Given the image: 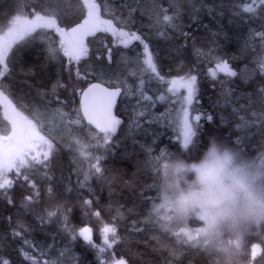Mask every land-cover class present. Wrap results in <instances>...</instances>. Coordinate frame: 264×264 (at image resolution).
<instances>
[{
	"label": "trees",
	"instance_id": "obj_1",
	"mask_svg": "<svg viewBox=\"0 0 264 264\" xmlns=\"http://www.w3.org/2000/svg\"><path fill=\"white\" fill-rule=\"evenodd\" d=\"M23 3L24 14L54 16L61 27L74 25L84 16L81 0H23ZM96 3L103 19L142 37L163 81L155 74L152 77L138 74L143 44L135 41L130 44H134L132 47H124L110 33L97 32L91 36L88 55L78 64L73 61L69 65L60 53L66 67L49 56V40L56 48L60 45L55 43L56 35L51 30L40 32L42 40L29 37L17 45L11 59L7 58L10 71L0 77V89L4 92L6 87L11 88L25 106H37L45 114L54 115L60 108L64 118L51 117L48 123L44 117L41 119L43 131L54 140L55 148L48 166H38L41 176L30 173L26 181L15 175L11 188L0 189V264L4 261L30 264L22 251L28 247L25 240L31 242L28 251L35 254L33 259L38 264L44 261L108 264L105 257L123 259L125 264H264V225L246 234L239 253L232 257L222 256L207 244L203 247L183 244L161 228L151 212L160 176L150 166L152 155L196 160L207 148L210 137L225 141L246 155L264 154V65L261 64L264 5L255 0H96ZM19 5L20 0H0V31L12 15L19 13ZM247 6L255 7V11L245 12ZM164 15L173 20L165 23ZM218 60L227 62L236 75L218 73L213 79L209 69H214ZM77 70L84 79L77 78ZM99 72L107 74L100 83L121 88L122 79L131 86V95L119 96L114 111L122 123L104 149L96 153L91 146L103 134L95 136L96 131L84 121L79 127L70 124L69 118L81 116L76 88L91 81L99 82L95 77ZM189 75L197 77L198 89L188 106L189 114L200 115L201 120H192L198 125L197 135L189 150H185L181 138L171 130L173 123L167 124L171 115L168 110L172 115L176 112V101L171 97L155 98L170 85L168 81ZM141 91L153 97L155 104L146 114L134 115L133 109L152 103L140 99ZM51 94H58L59 98L52 109L47 102ZM208 116L211 121L206 119ZM146 118H152V124L161 122L163 127L154 126L163 130V134L158 133L159 128L156 132L153 128L151 133L140 127L136 130V126L146 124L143 122ZM6 127L7 121L0 117L1 134ZM82 127L94 135L89 138L88 132L79 133ZM167 134L173 138H167ZM95 157H100L99 174L91 167L96 163ZM27 182L36 186L33 192H29ZM28 196L33 199L25 201ZM86 200L91 203L85 204ZM23 203H28L35 212L27 211ZM49 211H56L57 215L49 218ZM97 212L99 216L94 214ZM105 226L116 228L118 242L100 253L101 230ZM83 227L91 228L97 247L79 236ZM252 245L258 246L255 256ZM40 253L44 255L41 257Z\"/></svg>",
	"mask_w": 264,
	"mask_h": 264
},
{
	"label": "snow or ice",
	"instance_id": "obj_2",
	"mask_svg": "<svg viewBox=\"0 0 264 264\" xmlns=\"http://www.w3.org/2000/svg\"><path fill=\"white\" fill-rule=\"evenodd\" d=\"M256 3L264 5V0H255ZM83 6L87 9V15L82 19V22L70 29H65L57 24V20L54 16L41 15L34 13L32 18H29L24 14L23 0H20L19 14L15 15L10 21V26L7 31L0 35V77H3L8 71V65L6 63L8 54L12 50L13 46L22 41L26 36L35 33L38 29L40 30H53L60 37V46L56 48L53 46V42L49 40L47 45V51L52 60L60 63L61 67H66L59 55L62 53L63 57L67 58L68 64L70 65L73 61L77 64L79 61L88 55V46L85 43L89 36H94L97 32L110 33L113 37L118 38L119 44L124 47H128L133 41H139L143 44L144 48V60L143 63L146 65V70L155 74L156 78L163 81V77L159 76L157 65L154 61L153 54L149 52L148 45L144 43L142 37L136 32L125 31L123 28H118L113 24L110 19H103L100 14V5L96 3V0H83ZM245 12L252 13L255 11V7L247 6L244 8ZM173 17L169 15L163 16L165 23H170ZM108 59L111 61V49L108 50ZM264 65V61H261ZM218 73H224L227 76H235L236 72L233 71L227 62L218 60L214 69H209V75L215 79ZM77 78L84 79L77 70ZM143 80L141 85H143ZM170 87L169 92L174 95L180 90L184 89L187 93L183 97V103L179 112L175 115L172 123L176 126L177 135L181 138V147L185 150H189L190 145L193 143V138L197 135L198 125H194L189 119L190 106L197 95V77L195 75H189L186 77H180L179 79H172L168 81ZM121 94V88L118 86L115 89H109L104 87L101 83H91L87 89L80 91V108L79 112H82V116H78L77 119L72 120L69 118L70 124H81L83 120H86L89 125H93L97 132L95 136L103 134L100 140H97L96 146H104L109 143L111 137L116 133L118 126L121 121L112 114V109L116 101V97ZM141 96L144 100H149L150 97L143 94ZM164 99V97H160ZM0 102H6L5 107L9 111L8 119L12 126L11 135L6 137V142L0 144V189H8L14 185V179L10 176V173L15 171L16 177L23 176V179L28 181L30 173L22 172V169L33 168L34 164H40L44 167L48 166L50 157L54 154V140L49 134L44 132V124L40 119L39 115L34 116L32 119L24 116L21 112L17 111L16 108L7 100L3 91H0ZM63 101L60 104L63 105ZM142 114V113H141ZM55 116H59L61 119L64 118V114L60 108H57L54 112ZM194 121L199 122L201 120L200 115L194 116ZM208 121L212 120L211 116L206 118ZM102 141V143H101ZM79 143V141H77ZM83 145L81 148L83 149ZM34 153V154H33ZM81 155L85 153L81 150ZM96 163L92 164V168L95 169V173H101V168L98 166L100 157H95ZM87 179V176L85 177ZM35 187L34 184L31 185ZM31 196L25 197V201H31ZM9 203L12 201L9 199ZM85 204H90L91 201L86 200ZM22 206L31 212H35L34 208H31L28 203H23ZM163 204H159L155 207L154 211L158 212L160 208H163ZM99 216V213H94ZM48 217H54L57 215L56 211H49ZM43 219V217H41ZM65 227L66 218H65ZM103 234V246L98 248L100 253H105L107 249H111L115 243L118 242L116 236V228L105 226L101 230ZM202 228L196 230L193 235L186 228H181L175 235L178 237L183 235L187 238L188 242L195 241L200 242L202 237ZM92 230L89 227H83L79 230V236L92 247H97L92 241ZM19 235V232L14 233ZM109 234L112 239H109ZM76 236L73 235V239ZM244 237L242 240L237 241L236 246L240 249L243 245ZM204 244L207 241L203 240ZM24 244L27 245V249H22L25 253V259L30 261V264H38L33 259L34 253H30L28 250L32 248L31 242L25 240ZM257 245H252V254L256 255ZM41 257L44 255L40 253ZM108 260V264H125L123 259L114 260L110 257H105ZM3 264H7L4 261ZM43 264H55L52 261H44Z\"/></svg>",
	"mask_w": 264,
	"mask_h": 264
},
{
	"label": "clouds",
	"instance_id": "obj_3",
	"mask_svg": "<svg viewBox=\"0 0 264 264\" xmlns=\"http://www.w3.org/2000/svg\"><path fill=\"white\" fill-rule=\"evenodd\" d=\"M158 163L163 176L160 204L164 207L156 213L165 229L196 218L207 245L232 257L240 251L237 241L264 225V154L246 155L210 137L198 159Z\"/></svg>",
	"mask_w": 264,
	"mask_h": 264
},
{
	"label": "rangeland",
	"instance_id": "obj_4",
	"mask_svg": "<svg viewBox=\"0 0 264 264\" xmlns=\"http://www.w3.org/2000/svg\"><path fill=\"white\" fill-rule=\"evenodd\" d=\"M34 13H36V12H33L31 15H27V14H25V15H27L29 18H31L32 16H33V14ZM17 14H19V13H17ZM17 14H15V15H17ZM15 15H12V17L8 20V22L6 23V25H5V27L3 28V30H1L0 31V35H3L6 31H7V28L10 26V21L12 20V18L15 16ZM39 40H42V38H39ZM89 41V40H88ZM92 41V40H91ZM135 41H133V43H134ZM134 44H132V45H129V48L130 47H132ZM89 48V47H88ZM64 59H66L67 60V58L66 57H64ZM139 60H140V64H139V67H138V74H142L143 73V75L144 74H148L150 77H152V73L150 72V71H148V70H146V65L143 63V60H144V55L142 54V52H141V54H139ZM133 65H134V69L136 68V62H135V60H134V62H133ZM98 75H96L95 74V77L96 78H98L100 81L99 82H101V81H103V79H105V77L107 76V74H104L103 72H99V73H97ZM175 79H177V78H175ZM121 83H122V86H121V89H123V90H121V94H120V96L122 95L124 98H126V97H128V96H130L131 95V86L128 84V83H126V82H123V80L121 79ZM54 86H53V84L50 86V90L53 88ZM169 87H170V85H168V87H166V89H165V91L164 92H162L160 95H158L155 99H157V100H162V99H160V97H164V98H166V97H171L174 101H176V103H175V109L174 110H176V112H174V114L172 115V112H170V110H168V113H171V115L168 117V120H167V124H169V123H172V120H173V118L175 117V115L179 112V110H180V108H181V106L180 105H182V103H183V97H185L186 95H187V93H186V91L184 90V89H180L175 95L173 94V93H171V92H169L168 91V89H169ZM54 90V89H53ZM81 90V88H76V93H78L79 91ZM130 92V93H129ZM164 93V94H163ZM55 95V94H54ZM52 96V94H51V99L52 100H58L59 98L57 97V96ZM78 95V94H77ZM144 95H146V96H148V97H150V101H152V103L151 104H148V102H146L142 107H140L138 110H135V109H133L132 110V112L134 113V115H138V114H146L148 111H151L152 109H153V107H154V104H155V99L153 98V97H151L150 95H148V94H144ZM140 99H143L142 98V96H140ZM52 100H50V101H47L48 103L49 102H53V103H58V101H52ZM144 100V99H143ZM50 104V103H49ZM147 106H149L147 109H146V107ZM4 107H5V105L3 104V106H2V103H0V112L2 111V114L4 115L5 113H4ZM190 115V114H189ZM51 117H54V118H56L55 117V115H53V114H51V113H48V114H45V116H44V118H45V120L47 121V123H48V121L50 120V118ZM59 117V116H58ZM151 117H154V114H152L151 115ZM189 119L192 121L193 119H192V116H189ZM152 120V118L151 119H149V118H146V119H144V123H146L145 125L143 124L142 126L143 127H141V126H136L135 127V129L136 130H138L137 128H142V131L143 130H151V131H149L148 133H151L154 129V131L156 132L157 131V129L159 128V127H163L162 125V123L161 122H159V123H157L156 121L152 124L150 121ZM8 122V121H7ZM9 125V124H8ZM154 125H158L159 127H157V126H154ZM78 126H79V124H78ZM80 127V126H79ZM173 129H171V130H174L176 133H177V131H176V126L173 124ZM154 128V129H153ZM160 129V128H159ZM145 130V131H146ZM84 131H86V132H88L87 134H88V136H89V138L91 137V135L93 134H91V130L90 129H88V128H84V127H82V129H80L79 130V133H82V132H84ZM162 131L163 130H161L160 129V131L158 132L159 134H163L162 133ZM94 135V134H93ZM101 138V137H100ZM100 138L99 139H96V141L97 140H100ZM167 138H173V136H170L169 134H167ZM96 141H94L93 142V146H91V150H92V152H94L95 150H96V153L98 152V151H100L101 152V150H103L104 149V146H96V144H97V142ZM96 142V143H95ZM101 143H102V141H101ZM84 146V145H83ZM92 147H95V148H92ZM80 149H82V148H80ZM92 154V153H91ZM100 155H101V153H100ZM94 154H93V158L92 159H94ZM151 160H150V166H152L153 167V169H155V171L157 172L158 171V174H159V176H160V178H157V181H158V188H157V199H156V201L155 202H151V212L153 213V215L156 217V218H158V222H157V224L161 227V228H163V229H165L162 225H163V221H161L160 219H159V217L157 216V213L154 211V209H155V207L156 206H158L160 203H161V199H160V185H161V183H162V180H163V176L161 175V172H160V170H159V163L158 162H160V161H162V160H171V161H180L181 159H177V158H172V159H169V158H164V159H161L159 156H155V155H152L151 156ZM94 162H95V160H93ZM93 162V163H94ZM165 167H167V165L165 164ZM159 180H160V183H159ZM177 180H179V177H177ZM180 184H181V187H183V182L182 181H180ZM149 211V210H148ZM156 220V219H155ZM260 226V225H259ZM201 227V223H200V221L198 220V219H196V218H193L192 220H190L186 225H184V226H179V227H177V226H173L172 228H171V230H167V232H169L171 235H173L174 236V238L177 240V241H179V242H181V243H183V244H189L190 246H194V245H196V246H199V247H203V246H205V244L203 243V238L201 237L200 238V242L199 243H197V242H195V241H192V242H188L187 241V238L186 237H184L183 235H181V236H177V235H175V233L176 232H179L180 231V229L181 228H186L187 230H189L193 235H195V233H196V230L197 229H199ZM256 227H258V226H256ZM256 227H254V228H256Z\"/></svg>",
	"mask_w": 264,
	"mask_h": 264
},
{
	"label": "flooded vegetation",
	"instance_id": "obj_5",
	"mask_svg": "<svg viewBox=\"0 0 264 264\" xmlns=\"http://www.w3.org/2000/svg\"><path fill=\"white\" fill-rule=\"evenodd\" d=\"M81 4H82V6H83V0H81ZM83 8H84V16L80 19V21L78 22V23H80V22H82V19L84 18V17H86V15H87V9L83 6ZM32 18V17H31ZM78 23H76V24H74V25H71V26H69V27H62V28H65V29H70L71 27H74V26H76ZM57 24L59 25V23L57 22ZM60 26V25H59ZM61 27V26H60ZM41 31H49V30H40V29H38L35 33H32L31 35H29V36H26L22 41H19V42H17L14 46H13V48H12V50L9 52V54H8V57L11 59V55H12V53L16 50V47H17V45H21L22 43H25L26 42V40L30 37H38V38H41V34H40V32ZM55 35H56V39H55V43L56 44H60V40H61V37L55 32V31H53V30H51ZM91 36H89L88 38H87V40L85 41V43L87 44V46L89 47V44H90V42L88 41V39L90 38ZM113 37V36H112ZM114 39H118V38H116V37H113ZM39 40V39H38ZM60 46V45H59ZM10 59H9V63H10ZM9 63H7V65H8V71H10V65H9ZM9 73V72H8ZM91 82H98V81H91ZM91 82H88L87 84H89V83H91ZM86 86V85H85ZM84 86V87H85ZM84 87H82L81 88V90L84 88ZM1 88V87H0ZM80 90V91H81ZM0 91H2L1 89H0ZM80 91L77 93L78 95H77V98H79V94H80ZM4 93V95L7 97V100L8 101H10L11 102V104L16 108V110L17 111H19V112H21L24 116H26V117H28L29 119H32L34 116H36V115H39L40 116V119H43V117L45 116V113H44V111H43V109L42 108H39V107H37V106H32V107H27V106H25L23 103H22V101H20V100H18L15 96H14V92H13V90L11 89V88H7L6 87V91H4L3 92ZM54 96H57L58 97V94H55ZM52 100V99H51ZM78 100V99H77ZM52 101H58V100H52ZM0 103H2V106H3V104L5 105V103L6 102H0ZM50 104H51V107L50 106H48L49 108H53L52 106L55 104V103H53V102H49ZM4 115L2 114V111L0 112V117L2 118V119H4V120H6V121H8L7 122V126L8 127H6V129H5V133L4 134H1V132H0V144H2V143H4V142H6V137L7 136H9V135H11V132H12V126H11V123H10V121H9V119L7 118L8 117V115L10 114L9 113V111H8V109L6 108V107H4ZM190 116V115H189ZM194 116H195V114L192 116V119L194 118ZM9 124V125H8ZM34 154V153H33ZM48 163H50V161L48 162ZM38 166L39 167H42V165H40V164H34L33 165V168L31 169V170H29V169H27V168H25V169H22L21 171L22 172H25V170L27 171V172H29V173H37L38 174V177H40L41 176V171L40 170H38ZM10 176L14 179V177H15V171H13L12 173H10ZM33 183L32 182H27V186L29 187V192H33L34 191V189L36 188V186L35 187H32L31 185H32Z\"/></svg>",
	"mask_w": 264,
	"mask_h": 264
},
{
	"label": "water",
	"instance_id": "obj_6",
	"mask_svg": "<svg viewBox=\"0 0 264 264\" xmlns=\"http://www.w3.org/2000/svg\"><path fill=\"white\" fill-rule=\"evenodd\" d=\"M143 52H144V50H143ZM92 83H97V82H92ZM89 84H91V83H89ZM89 84L86 85V86L83 88V90H84V89H87V87L89 86ZM102 85H103V84H102ZM103 86L109 88L110 90L116 88V87H108V86H105V85H103ZM118 97H119V96L116 97V101H115V104H114L113 109H112V114H113L117 119H119V120L121 121V123H122V118H121L120 116L116 115V114H115V111H114L115 106H116V103H117V100H118ZM80 100H81V97H80V95H79V100H78L79 108H80ZM80 115L82 116V112H80ZM83 121H84V123L88 124V122H87L86 120H83ZM121 123H120V125H121ZM88 125H89V124H88ZM120 125H119V126H120ZM89 126H90L91 128H93V129L97 132V130L95 129V127H94L93 125H89ZM119 126H118V128H117V131H118V129H119ZM117 131H116V133H117ZM116 133H115L114 135H116ZM114 135H113V136H114Z\"/></svg>",
	"mask_w": 264,
	"mask_h": 264
},
{
	"label": "bare ground",
	"instance_id": "obj_7",
	"mask_svg": "<svg viewBox=\"0 0 264 264\" xmlns=\"http://www.w3.org/2000/svg\"><path fill=\"white\" fill-rule=\"evenodd\" d=\"M139 140V139H138ZM146 163V162H145ZM147 164V163H146ZM144 217V216H143ZM16 245V244H15Z\"/></svg>",
	"mask_w": 264,
	"mask_h": 264
}]
</instances>
